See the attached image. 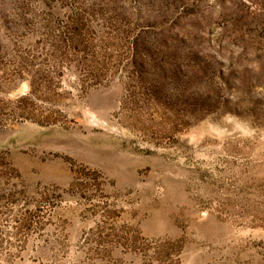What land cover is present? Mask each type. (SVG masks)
Returning a JSON list of instances; mask_svg holds the SVG:
<instances>
[{
  "label": "rangeland",
  "instance_id": "obj_1",
  "mask_svg": "<svg viewBox=\"0 0 264 264\" xmlns=\"http://www.w3.org/2000/svg\"><path fill=\"white\" fill-rule=\"evenodd\" d=\"M0 264H264V0H0Z\"/></svg>",
  "mask_w": 264,
  "mask_h": 264
}]
</instances>
